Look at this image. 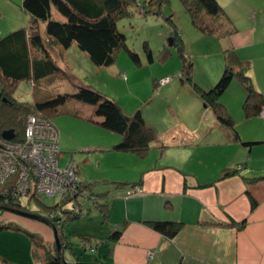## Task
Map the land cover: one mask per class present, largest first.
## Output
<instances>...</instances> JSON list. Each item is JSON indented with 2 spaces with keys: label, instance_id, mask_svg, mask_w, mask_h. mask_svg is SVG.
<instances>
[{
  "label": "crops",
  "instance_id": "1",
  "mask_svg": "<svg viewBox=\"0 0 264 264\" xmlns=\"http://www.w3.org/2000/svg\"><path fill=\"white\" fill-rule=\"evenodd\" d=\"M218 1L236 29L222 38L204 33L199 36L201 41L210 45L203 47L209 49L203 50L199 55L202 69L197 75L199 79L198 77L194 79L202 88L211 86L223 70V49L231 47L240 59L248 61L247 73L254 87L264 95V15H261L264 11L261 13L262 8L249 0ZM19 7L24 10L20 4ZM252 14L253 22L249 18ZM245 17L249 19V24L239 27L236 22ZM48 42L49 44L45 45L46 50L61 68L62 63L57 57L61 58L62 48L57 43L49 40ZM72 44L63 49L72 47ZM42 54L40 52V56ZM173 83L178 85L175 80ZM183 84L186 92L181 102L191 111L192 117L194 116L192 124H197L194 128L198 129L200 124L202 128L201 117L204 119V116L200 109L204 103L188 82ZM230 87L236 102L235 109H232L229 101L221 97L222 95L220 100L230 114L239 112L242 116L241 103L245 97V90L237 80L232 82ZM228 88L224 91L230 93ZM78 102L86 108L87 113H84L86 116L95 115L94 122L101 119L95 114L94 105ZM204 115L205 121L210 125L201 133L199 131L192 140L171 141L168 132L172 128L166 130L167 138H163L164 135H157L158 143L151 147H159L155 154L160 152L159 157H163L162 159L155 156L150 160H142L143 158H137L139 154L134 155L136 157L131 155L133 151L111 155L113 159L109 161L108 166L122 169L123 172H114L106 168L105 171L109 173L98 181L97 191L90 187L94 192L102 194L100 202L107 211L104 218L100 209L95 206L97 210H94L99 212L102 222L106 224L99 233L88 229L90 235L99 237H91L89 241L92 242L93 238L94 241L103 242L107 247L104 256L109 260L105 264H264V164L251 163L254 156L255 159L264 160V151L253 152L256 145L264 146V122L260 123L258 131L246 133L236 125V122L234 128L221 126L209 107ZM209 115L215 120L210 119ZM197 116H200L199 119ZM260 117L258 114L247 117L245 125L252 123V126L247 127L253 128L255 121L260 120ZM235 130L238 137L235 136ZM210 135L216 138L214 142H210L218 149L220 157L213 155L212 159L202 158L197 154L195 159L197 149L198 153L203 151L201 147L208 143L207 138ZM197 139L200 142H197ZM118 140L120 138L115 139L113 143ZM241 141L250 143L244 144ZM148 152L139 157L145 156ZM123 156H127L128 159H122ZM129 160L132 161V166L128 163ZM239 165L242 167L235 172L221 176L222 168H237ZM124 169L131 172H124ZM76 171L78 179L86 182L79 176L78 168ZM108 182H112L113 185L107 184ZM116 182L124 183L117 185ZM132 182H138L142 192L126 194L127 185ZM150 219L177 220L181 225L176 234L169 237L152 228L147 222ZM87 221L90 223L92 219ZM9 229L1 230L0 237L5 233H13L14 228ZM115 231H118V236L109 237ZM29 240H24L27 257L16 259L0 252V262L35 263L34 244L30 238ZM99 254L100 252L90 254L91 257L81 258V261L89 260L104 264L103 259L106 258L100 259ZM67 260L73 261L74 256H68Z\"/></svg>",
  "mask_w": 264,
  "mask_h": 264
},
{
  "label": "rangeland",
  "instance_id": "2",
  "mask_svg": "<svg viewBox=\"0 0 264 264\" xmlns=\"http://www.w3.org/2000/svg\"><path fill=\"white\" fill-rule=\"evenodd\" d=\"M249 1L262 8L261 13L264 11V0ZM20 2L21 0H0V37L13 29L28 25L29 15L19 7ZM138 4H130L128 6L129 12L116 20V26L124 33L127 47L138 54L139 62L132 59L125 47H119L114 53L115 58L112 63L96 65L89 59L87 53L79 49L74 43L68 49H63L59 44L60 48H62V55L61 58H58V56L57 59L62 63V70H58L53 75L35 82L26 79L16 82L13 92L14 98L18 101H33L34 98H40L39 95L41 94L46 96L54 94L56 91L61 93L72 92L76 90L77 84H88L117 101L125 113H131L138 108L141 109L145 124L152 126L158 136L164 135L163 138L169 136L171 141L176 142L173 138L181 137L179 128L182 126L180 125L189 127L187 130L193 133V138L198 135L199 131L201 133L203 129L210 125L205 121L206 116L204 115L208 107L202 106V109H200L201 114L204 116V119L201 117L203 120L202 128H200L201 124L198 121L197 123L200 126H198V129L194 128L197 126V124H192L195 120L194 116L192 117L191 111L186 106H183L181 102L185 97L186 91H184L185 86L180 80L178 72L181 68L180 53L182 52L192 61V80L198 84L195 79L196 77L199 79L197 75L202 69L201 56L199 55L203 50H208L209 48L203 47L210 44L206 45L201 41L202 39L199 36L202 33L192 23L190 15L181 0H165L159 6L144 4L142 0ZM260 12L257 14L258 18ZM261 15H264V13ZM249 18L253 22V14ZM247 23L249 24V19L246 17L236 22L239 27ZM37 26L44 44L48 45V36L44 29L45 21L39 20ZM171 36L174 37V41L169 42ZM144 42L151 50L152 61L147 58L148 52L144 47ZM163 78H167V80L160 82L159 80ZM174 80L178 82V85L173 83ZM234 81H236L235 78L232 79L228 86L227 90H230V93L223 91L224 93H221L222 96L220 95L229 101L232 109H235L236 105L231 93L233 91L230 89ZM40 113L45 114L58 131L59 165L63 166L69 161L74 162L75 167L79 169V176L87 183H90L94 191H97L96 185H98V181L108 175L107 173L109 172L105 171L106 168L114 172H123L121 171L122 169H113L108 166L109 161L113 159L111 155L123 153L120 150H112L110 148L111 143L115 139L121 138V134L94 122V118H96L94 114L86 116L84 114L87 113L86 108L77 100L66 99L63 103L56 106V110L46 109ZM233 113L231 115L235 119L236 125L246 133L258 131L260 123L264 122V117H260V120L255 121L253 128H248L247 126H252V123L245 125V121L250 116L245 117L243 110L242 116L239 115V112ZM199 117L197 116L198 119ZM210 117V119L215 120L213 116ZM169 128L172 129L167 136L165 132ZM207 139L208 143L201 147L203 151L198 153L197 149L194 154L195 159L197 154L202 158L212 159L213 155L220 157L218 149L212 146L211 143L216 138L210 135ZM198 140L196 141L200 142ZM155 142L158 143V139ZM259 146L260 149H258ZM107 148L111 150H106ZM156 150L159 151V147H151L148 150L149 152L142 157L132 151L127 152H132L133 154L131 155L133 156L138 155L137 158H143L142 160H150L152 157H159L160 152L155 154ZM257 151H264V146L256 145L253 152L256 153ZM121 158L128 159L127 156ZM255 158L256 156L252 157V164H264V160ZM128 163L131 166L133 165L130 160ZM129 170L124 169V172L130 173L131 171ZM107 184L113 185L112 182ZM86 187L88 188V186ZM114 188L119 189L117 187ZM58 197V194L54 196L43 194L37 196L22 195L21 200L27 209L32 210L31 212L36 211L38 214H43L48 210L47 207L52 205ZM72 198L70 197V200ZM90 209L68 221L64 227L63 234L71 241L73 250L76 251L75 254L79 257L87 259L91 257L90 254L100 252L99 258H106L104 252L107 247L103 242L94 241L93 238L91 242L89 241L91 239L84 238L89 234L88 229L99 233L106 224L102 222V217L96 211L97 208L92 202H90ZM90 219L92 221L89 223L87 220ZM0 220L9 225L14 223L30 231L39 232L43 235V241L47 244H51L54 241L51 227L39 219L1 208ZM3 230L10 229L6 228ZM12 232L5 233V235L0 237V252L16 259L27 257L25 252L27 246L24 244V240L30 241L29 235L22 229H14ZM39 250L41 251L42 248L39 247ZM70 255H72L70 249L64 248V258L67 259ZM108 260L107 258L103 259V263H107Z\"/></svg>",
  "mask_w": 264,
  "mask_h": 264
},
{
  "label": "trees",
  "instance_id": "3",
  "mask_svg": "<svg viewBox=\"0 0 264 264\" xmlns=\"http://www.w3.org/2000/svg\"><path fill=\"white\" fill-rule=\"evenodd\" d=\"M163 1L165 0H142L144 4L158 6ZM181 1L188 11L192 23L201 33L222 38L236 29L218 0ZM138 2L141 0H21L20 5L29 15L28 25L13 29L0 37V136L3 129L13 128V139L19 140L23 136L28 114H40L51 121L40 112L46 109L56 110V106L66 99H75L94 105L95 114L101 117L96 123L121 134L120 140L113 143L111 149L133 151L144 155L152 145L156 144V130L145 124L141 109L125 113L117 101L88 84H77L76 90L72 92H56L46 96L41 94L40 98H34L33 101H18L13 96L16 82L24 79L35 82L62 70L46 50L37 26L39 20L45 21L44 29L49 41L60 44L62 47H68L74 43L79 49L86 52L89 59L96 65L112 63L115 58L114 53L119 47H125L132 59L139 62L138 54L127 47L124 33L116 26V20L129 12L128 6L133 3L139 5ZM170 39L174 41L173 36ZM144 47L148 52V60L152 61L153 56L146 42H144ZM38 51L43 53L42 56ZM180 56L181 68L178 72L180 80L191 85L193 91L202 99L204 106L212 110L216 121L221 126L234 128L235 125V119L220 100L221 93L234 78L245 90V97L241 103L245 116L259 113L264 105V95L254 87L252 79L247 73L248 61L240 59L231 47L223 49V70L218 79L208 88H202L192 80V61L182 52ZM235 136L238 137L236 130ZM241 142L250 143V141ZM241 167V165L237 168L224 167L221 176L235 172ZM12 181V179L8 181L7 185L12 186ZM116 183L122 185L124 182ZM82 184L88 186L90 191L99 197L94 201V205L100 209L105 218L107 216L106 207L102 202H99L102 194L94 192L90 188V183L82 182ZM133 184H138V182H132L127 187ZM31 196L36 195L33 193ZM16 201V203L12 200L5 201L0 188V204L30 210L22 202L21 196H16ZM65 202V198H58L47 207L48 210L41 214L51 221H53L50 217L52 211H55V215L60 217L59 222L53 221L61 243L60 250H57L55 241L47 244L39 232L30 231L14 223L9 225L0 220V231L6 228L24 230L34 244L36 262L33 264H68L62 257L64 248L70 249L74 260L81 261V257L75 254L73 244L63 234V230L68 221L87 211L90 205L87 210L75 212L70 210ZM52 207L54 209L58 207V210H53ZM147 222L152 228L169 237L174 236L181 225V222L177 220L150 219ZM117 232H112L109 237L118 236ZM91 237L99 238L90 234L84 238L91 239ZM39 247L42 248L41 251ZM0 264L13 263L2 261Z\"/></svg>",
  "mask_w": 264,
  "mask_h": 264
},
{
  "label": "built area",
  "instance_id": "4",
  "mask_svg": "<svg viewBox=\"0 0 264 264\" xmlns=\"http://www.w3.org/2000/svg\"><path fill=\"white\" fill-rule=\"evenodd\" d=\"M167 78L159 80L165 82ZM264 117V105L258 113ZM180 142L193 138V133L180 127ZM58 132L56 127L47 118L40 114H28L23 136L18 139H6L0 136V188L4 200L16 203V196L22 195H47L58 198H68L66 205L70 210L79 212L87 210L90 202L97 200L82 182L79 181L74 162L69 161L65 166H60L58 157ZM13 180L11 185L7 182ZM142 192L138 184L130 185L126 194ZM70 197H73L70 200ZM58 210V207L53 209ZM52 211L50 217L54 222H59L60 217Z\"/></svg>",
  "mask_w": 264,
  "mask_h": 264
},
{
  "label": "water",
  "instance_id": "5",
  "mask_svg": "<svg viewBox=\"0 0 264 264\" xmlns=\"http://www.w3.org/2000/svg\"><path fill=\"white\" fill-rule=\"evenodd\" d=\"M169 42H172L171 39H170ZM1 136L6 138V139L12 138L14 136L13 128H5V129H3L1 131ZM1 208L5 209V210H11V211L17 212V213L22 214V215H27V216L39 219V220L47 223L52 228L53 235H54V241H55V244L57 246V250L61 249V243H60V240H59L58 231H57L56 225L54 224L53 221H51L47 217H45V216H43L41 214H38L36 212H31V211H28V210H22L20 208H16V207L4 205V204H0V209ZM63 259L68 264H98L96 262H90V261H80V260L68 261L64 257H63Z\"/></svg>",
  "mask_w": 264,
  "mask_h": 264
},
{
  "label": "flooded vegetation",
  "instance_id": "6",
  "mask_svg": "<svg viewBox=\"0 0 264 264\" xmlns=\"http://www.w3.org/2000/svg\"><path fill=\"white\" fill-rule=\"evenodd\" d=\"M62 257H64V255H62ZM67 260V259H66ZM73 261H75V260H73Z\"/></svg>",
  "mask_w": 264,
  "mask_h": 264
}]
</instances>
